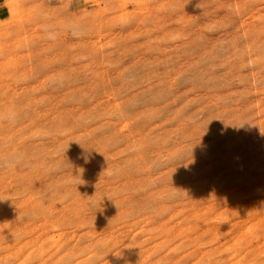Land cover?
<instances>
[{"label": "rangeland", "instance_id": "1", "mask_svg": "<svg viewBox=\"0 0 264 264\" xmlns=\"http://www.w3.org/2000/svg\"><path fill=\"white\" fill-rule=\"evenodd\" d=\"M0 11V264H264V0Z\"/></svg>", "mask_w": 264, "mask_h": 264}, {"label": "clouds", "instance_id": "2", "mask_svg": "<svg viewBox=\"0 0 264 264\" xmlns=\"http://www.w3.org/2000/svg\"><path fill=\"white\" fill-rule=\"evenodd\" d=\"M49 38H51V39H55V38H56V37H55V34H49ZM6 118H7L10 122H13V121L15 120V118H16L15 110H14V109H13V110H10V111L7 113ZM14 164H15V161L12 160V159H10L9 161H7V163L5 164V166H7V167H12V166H14Z\"/></svg>", "mask_w": 264, "mask_h": 264}, {"label": "crops", "instance_id": "3", "mask_svg": "<svg viewBox=\"0 0 264 264\" xmlns=\"http://www.w3.org/2000/svg\"><path fill=\"white\" fill-rule=\"evenodd\" d=\"M5 1H7V0H0V6H2ZM87 1H89V0H70V3L72 6L80 7ZM2 14H4L3 11H0V15H2Z\"/></svg>", "mask_w": 264, "mask_h": 264}]
</instances>
